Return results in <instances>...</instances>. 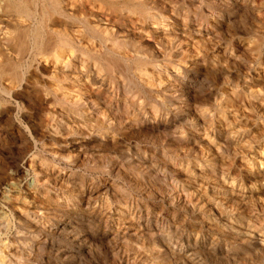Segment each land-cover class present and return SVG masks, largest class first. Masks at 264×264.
Instances as JSON below:
<instances>
[{
  "label": "bare ground",
  "instance_id": "obj_1",
  "mask_svg": "<svg viewBox=\"0 0 264 264\" xmlns=\"http://www.w3.org/2000/svg\"><path fill=\"white\" fill-rule=\"evenodd\" d=\"M258 1L261 2L259 5ZM201 3L219 5V9L200 22L198 17L203 15L199 7L200 14L196 10L193 19H189L188 8ZM261 4H264V0H0V151L6 148L8 138L15 142H27L35 149L31 162L39 163L41 171L36 175L39 179L30 182L28 193L39 196L43 202L41 207L19 196L20 189L13 180L24 174L16 165V161L24 157V153H20L18 159L0 164L2 205L9 208V198L14 196V200L27 203V208L20 214L24 220L41 223L43 218H47L54 230L64 228V222L74 216L84 223V226L78 227V234L86 237L85 241L89 244L97 238L94 234L88 235L92 224L99 228L105 222L103 235L108 237L111 234L108 222L113 218L105 214L102 207L91 202L92 190L83 187L81 194L75 197L64 196L66 192L76 191V184L69 185L67 189L66 184L77 167V159L86 154L88 148L108 152L105 157L112 156L124 161L128 173L163 186L168 191L166 199L169 202L170 196L176 199L172 207L177 204L186 207L194 187L186 172L190 163L195 165L191 162L188 148L194 149L205 140L207 143L214 140L219 142L214 148V160L219 163L220 170H213H219L220 180L232 185L236 179L228 176L230 170H226L224 160L239 156L235 137L240 134L228 130L231 117L228 119L226 115L219 123L223 127L221 130L213 126L217 108L222 104L224 106L227 100L215 93L200 94L199 100H195V85L204 75L221 77L225 68L235 65H242L248 74L256 68L259 74L260 71L264 74V27L255 35L250 30L244 36H236L214 45L212 49H206L219 31L218 26L229 19L227 13L230 15L234 10L245 11L250 17L252 14L256 23L264 26V14L261 12L264 5ZM183 35L193 40L192 44L198 51L195 56L187 55L181 39ZM241 82L251 97H234V102L231 103L232 100L226 104L225 109L231 108L233 111L236 106L251 101L264 108V95L259 96L264 92V83L259 82L257 77L249 78L247 75L241 78ZM18 97H27V101L36 105L38 114L29 117L30 125L25 130L15 128L8 131L5 125L10 122V114L6 102ZM237 111L231 112L234 122L237 120L246 125L252 121L244 120ZM252 125L257 126L256 120ZM247 130L242 131L249 132ZM141 139L149 140L154 148L158 146L162 150V159L149 147L139 146ZM243 139L241 137L239 140ZM54 146L56 152L52 151ZM61 151L72 154L64 155ZM263 154L264 150L260 152L261 156ZM246 157L248 153L242 159ZM207 163L199 165L198 162L197 168L204 169ZM120 168L121 165L117 163L109 168L108 162L109 173L117 174ZM255 175L264 181V171H258ZM48 176L67 183L52 184L48 182ZM207 185L199 183L197 188L204 192L211 190ZM233 187L236 188V185ZM50 193L57 200L50 199ZM222 200L218 198V201H214L222 208L217 218L221 228L219 236L224 246L230 244L237 252L239 243L243 242L238 237L242 229L240 231L232 223V206L226 204L227 200ZM233 208L236 209V206ZM2 209L0 264H14L15 253L23 248L16 247L15 252L14 242L7 238L8 225ZM57 212L60 214L56 215ZM142 212L141 208H135V213L128 219L114 218L120 223H117L120 227L116 233L121 238L132 236L138 241L148 234L161 239H167L172 234L182 247L181 228L175 226L168 216L149 219ZM174 216V219L177 218ZM252 241L261 263H264L263 244L260 239ZM160 243L161 249L154 250L156 255L169 258L171 253L167 251L171 249L170 243ZM187 249L178 250L184 255ZM148 252L153 254V251ZM223 252L221 254H228L227 250Z\"/></svg>",
  "mask_w": 264,
  "mask_h": 264
},
{
  "label": "rangeland",
  "instance_id": "obj_2",
  "mask_svg": "<svg viewBox=\"0 0 264 264\" xmlns=\"http://www.w3.org/2000/svg\"><path fill=\"white\" fill-rule=\"evenodd\" d=\"M259 2L260 1L257 2L258 5ZM201 4L203 5L201 6ZM201 4L199 5L195 4L197 7L191 6V8L190 7L188 8L189 9L188 15L190 16L189 19H193L192 18L194 16L193 13L196 10H197L196 12L200 14V10H198L199 7L203 15L201 16L202 18L198 17V21L200 22L203 21L204 18H209L212 15V13L214 14V12H216L219 9V5L214 6L208 3H201ZM263 5L264 4H261V6ZM236 12L237 11L234 10V12H232L230 15H228L229 13H227V18L229 19L225 20V22H223L220 26H218L219 31L212 39V43L210 42L208 43L206 49H212L214 45H219V43L221 44L224 41H230L236 36L237 37L244 36V34H246L250 30H252V34L255 35L258 32H260L261 29H263L264 26L263 25L260 26V24L256 23V20L254 19L252 14L250 17V15H248V13H246L245 11L244 12L238 11L237 13ZM261 12L263 15L264 11L261 10ZM181 39L183 42V48L187 50L186 51L187 55L188 56L190 55L191 57H193V55L195 56V54L198 51L193 46L192 44L193 40L191 39V37L187 35H183ZM244 55L246 54L244 53ZM225 69L223 70V73L225 75L223 74L221 77L220 75H218L217 77L216 76L206 77V75H204L201 79H199L201 81L196 82L195 100H199L200 94L207 95L210 93L220 94L219 96L221 98L224 97L225 100H227L226 104H230V102L233 99H235L234 97H251L249 96V94H247L246 86L241 82V78L244 75H247L249 78L251 76L257 77V80L259 79V82L264 83L263 82L264 74H262L261 71L259 74V69L257 68L254 71H252L251 74H248L245 71V69L242 67V65L229 66L227 67L226 70ZM237 90H239L238 94L236 93ZM263 95L264 92H261L259 94V96L261 97H263ZM219 96L217 95V97ZM27 99H28L27 97H18V99L12 98L11 100H7L6 104L9 108L10 122L9 124L5 125V129H7L8 131H12L15 128H21L22 130H25L26 129L25 127L30 125L29 117L38 114V109L36 105L27 101ZM233 102L234 100L231 103ZM251 103H247L242 106L238 104L240 107L236 106L234 109L233 108L232 109L233 111L235 109L236 110L238 109L237 114L243 117L244 120L251 119L253 123L256 120V124H257L256 127L258 128L252 125L253 124L252 121L248 122L246 124L247 126L245 125V123L243 122H242L243 124L239 123L237 120L235 121L236 122L235 123L234 122L235 119H232L233 115H231V112L233 111H231V108L225 109L226 104H224V106L222 104L217 108L215 114L217 117L215 116V119H213L214 120L213 126H215L216 129L220 128L221 130L223 127H221L222 124L220 125L219 123H221L222 118L225 115H226L225 117L228 119L231 117L229 119L231 120V126H229L228 130L237 131L238 134H240L238 135L239 137L237 138L235 137L237 141L236 144H238L236 145V153L237 151H239L237 153V155L239 156L235 157L236 159H234V157H230L228 158L229 159L228 161L224 160L225 165H227L226 170L227 171L230 170L228 172L229 174L228 176L230 178L235 177L236 179L232 185L224 183L219 178L221 176L220 172H218L220 170L219 163L214 160L215 157L214 148L218 146L217 144H219V142L213 140L214 142L212 141L207 143L208 141L205 140L202 143H200V145L196 146L194 149L193 147L191 149L188 148L189 151L188 150L187 151L191 154L190 155L192 160L191 162L195 163V165L190 163L191 167L189 165V168L191 169L188 168L186 172V175L188 176L189 180L194 186L192 187L193 189H191L192 193L190 198L188 199V201L191 202L192 206L191 204L189 206L190 203L189 202L187 203L188 205L186 207L184 205L181 206L179 204L174 205V207H172L173 205L172 202L175 203L176 199L174 200L173 196H170L169 197L170 202H169L166 199L168 195V191L166 189H163L164 188L163 186L152 180L148 181L145 179H141L134 173L133 174L128 173L124 161L117 158H112V156L105 157V155H107L108 152L94 151L93 149H89V148L86 150V154L84 155L82 154V157H79L77 159V164H76L77 167L73 169L74 173L68 179L69 184L67 182L62 183V181L60 180L56 181L54 176H48L47 179L48 182H51L52 184L65 185L67 183L66 189L69 187V185L76 184L77 188L74 193L66 192V194L64 195L65 197L67 196V198H70L71 196L75 197L76 195L81 194V190H82L81 188L83 187L85 189L92 190L93 193L90 196L91 202L102 207V209L105 211V214L107 215L110 214L113 218V220L108 222L109 229L111 230V234H109L108 237H104L103 235L105 222L102 223L99 226V228L96 227L95 224H92L91 226L92 230H89L88 235L94 234L96 235L97 238L91 244H89L85 241L86 237H83V235L78 234L79 233L78 227L82 226V224L84 226V223L78 221L79 219H75L74 216H72L70 219L64 222L63 225L64 228L54 230L52 222L47 218H43L41 223H35L29 220H24L22 216H20V214L27 208L26 206L27 203L24 202L20 203L19 200L13 199L14 196H11L9 198V204H10L9 208H6L5 206L2 205L1 203L2 201L0 199V208H3L2 211H4V215L6 216V225H8L9 234L7 238L10 240V242H14L13 244L15 245L14 246L15 252L17 248L18 249L23 248L21 251L19 250L20 252L17 250V252L15 253L16 257L13 258L15 259L13 260V263L14 264H264L261 263V260L259 259V255L256 252L255 246L252 241V240L260 239L261 243L263 244L262 248L264 252V181L262 180V178L260 177L257 178L255 175L256 173H258V171L259 172L264 171V154L262 156L260 155V152L264 150V137H263L264 108H262L256 102L251 101ZM254 104H256L255 107ZM245 105H247L248 107L247 106L245 107ZM260 109L263 110L260 111ZM254 111L256 112L254 113ZM254 114H256L257 117L254 116ZM232 121L234 124H232ZM233 126L235 128H233ZM239 126L240 128H238ZM236 128L238 130H236ZM259 128L261 130H259ZM243 129L245 131L248 129L249 132H244L242 131ZM241 137H244L243 139L244 143L242 142L243 140L242 141L239 140ZM256 138H258V140ZM128 139H130L131 141H135V139L132 138H128ZM158 139L159 141L161 140L160 135H158ZM253 140L255 141L253 142ZM5 142H6L5 143L6 148H4V151L3 150L0 151V153L2 152L0 155V164H3L5 162L8 163V161L11 162L13 159L17 158L18 154L24 153V157L16 161V165L23 171L24 174L15 178L13 182L20 189L19 196L22 199H24L27 202L31 201L34 205H38L42 207L43 202L40 199V197L28 193L30 182L32 180L36 182V180L39 179V177L36 178V175H38V173L41 171L39 163L31 162L32 159L31 154L33 153V151L35 152V149L34 148L32 149L30 147V144L27 142L24 141L21 142L19 140L15 142L12 138H8ZM246 143L247 145H245ZM248 145L251 146V149ZM139 146L149 147L152 151H154L155 154H157L162 159V156H160L162 154V150L158 146L154 148L151 145V143H149V140L141 139ZM241 146L243 149H241ZM199 147L201 149H199ZM205 147L208 148L206 149ZM192 149L194 152L192 151ZM210 149H212V151ZM53 150L54 152H56L57 148L54 146L52 147V151ZM119 150L121 149H118L117 151ZM60 153L64 155L72 154L69 151H61ZM247 153H248V157H246L247 159L246 158L242 159L243 156H247ZM198 158L205 164L207 163V161L208 163L210 162L209 164L207 163L208 165L206 166L207 169L197 168L198 162L199 165L200 163H202ZM232 158L234 159L233 162H232ZM193 159H195V161ZM108 162H109V168L113 163H117L121 165V168L119 169V173L117 174L109 173ZM234 165L236 166L235 168ZM230 166L232 168H230ZM213 169H219V170L214 171ZM199 171L203 173H200ZM213 171L214 173H216L215 176ZM234 172L236 174H234ZM204 181L206 185L208 184L207 186L212 191L207 190L204 192L202 189L197 188L199 183L200 185L205 184ZM235 185L236 188L233 187ZM211 187L215 190H213ZM49 197L50 199L57 200L55 195L51 193L49 194ZM61 197L63 198V196ZM218 198L219 200L222 199L227 200L230 203L229 204L227 201H225L227 202L226 203L227 205L232 206V209L234 211V213L232 214L230 213L232 215V218L234 216L232 223L234 222L235 224L234 223L233 224L235 225V227L240 229V231L242 229L240 233L241 235L239 234L238 237L239 239L241 238L243 242L239 241L240 242L238 248L239 250L237 249L238 250L237 252L236 249L230 247L231 246L230 244L224 246V243L220 239L219 235L221 232V228H219L220 227L218 223L219 219L217 218L219 213H221L222 208L221 205L218 204L216 205L215 203L216 201H218ZM231 201H235V202L231 203ZM201 204L203 205L201 206ZM233 206L234 207L236 206V209L233 208ZM135 208H141V210H143L141 214L144 216L147 215L149 219H151L153 216H154L153 218L155 217L159 218L160 216L162 217L164 215L168 216L169 220L173 221L175 226L177 225L181 228L180 235H183L184 246L182 245L181 247L180 243H176L177 237H173L172 234L170 235L171 237L169 238L167 237V239L166 238L161 239L158 237H157L158 239L156 237L152 238L151 236H149V234L143 237V239H139L140 241L136 240V238L132 236L131 237L122 236L121 238L118 235V233H116V229L120 227V225H118L120 223L114 220V218L121 217L122 219H126V218L128 219L133 215V213H135ZM204 210L206 211V213L208 212L207 213L208 215L205 213ZM59 214H60L59 212L56 213V215ZM174 214L176 216H174ZM172 215L177 218L174 219ZM207 216L208 217L211 216V217L207 218ZM212 216L214 219L212 218ZM197 222H199V224ZM147 237L149 239H147ZM132 241L137 242L138 245L134 244V242ZM163 241H168L170 243L171 249H169L167 253L168 254L171 253L172 255L170 254L169 258H162L161 256L156 255L155 251L161 249L159 248V245H161L160 242ZM174 243L176 244L175 246ZM188 246L191 248L190 252H189L190 248ZM174 247L175 248L179 247L178 249L183 248L184 250L188 248L187 249L188 252L187 254L183 255V252L179 253V250L177 248L175 249ZM148 250L153 251V254L148 252ZM226 250L228 253L227 255L221 254L224 253L223 251ZM188 254L190 257L188 256ZM177 255H179L180 257Z\"/></svg>",
  "mask_w": 264,
  "mask_h": 264
}]
</instances>
